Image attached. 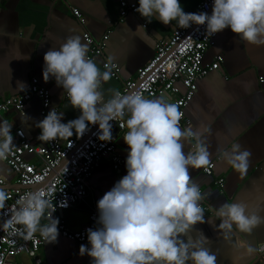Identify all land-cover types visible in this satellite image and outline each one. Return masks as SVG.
Listing matches in <instances>:
<instances>
[{
    "label": "clouds",
    "instance_id": "1",
    "mask_svg": "<svg viewBox=\"0 0 264 264\" xmlns=\"http://www.w3.org/2000/svg\"><path fill=\"white\" fill-rule=\"evenodd\" d=\"M138 5L135 11L148 22L153 18L164 25L176 21L183 29L203 25L208 37L229 28L239 40L264 46V0H212L210 15L186 13L179 0H138ZM87 53L88 45L74 35L44 54V82L54 78L64 89L68 106L78 109L80 115L64 123L63 113L53 108L35 125L40 129L37 139L41 142L68 139L74 134L81 138L89 125H98L97 139L109 142L113 139L110 122L127 116L120 125L127 128L123 135L128 146L126 175L97 201L98 227L86 229L90 247L80 245L79 255L90 257L91 264H216V254L200 238L189 234L194 225L204 223L200 204L204 196L189 171L209 164L202 134L190 128L182 130L179 122L183 113L162 98L147 99L136 92L122 95L111 90V97L105 101L102 83L111 79V73L101 71ZM12 127L7 121L0 122V161L11 151ZM188 138L196 143L194 150L185 153ZM251 155L238 143L223 151L226 163L242 175L247 172ZM8 199L6 190L0 188V209ZM16 203L18 208L0 227L13 230L25 241L36 233L46 243L57 241L59 219L53 218L56 209L45 193L30 192ZM59 206L66 207V202ZM215 216L220 220L217 230L225 239L233 228L250 234L264 225V216L249 211L244 203H224ZM43 218L49 223L42 225ZM185 236L186 241L181 239ZM200 236L208 242L202 233ZM253 251L248 247V253Z\"/></svg>",
    "mask_w": 264,
    "mask_h": 264
},
{
    "label": "crops",
    "instance_id": "2",
    "mask_svg": "<svg viewBox=\"0 0 264 264\" xmlns=\"http://www.w3.org/2000/svg\"><path fill=\"white\" fill-rule=\"evenodd\" d=\"M199 1L179 0V3L186 13H193ZM71 9L79 11L83 23L73 16ZM141 25L145 28H138ZM177 27L176 21L164 25L153 18L148 22L139 13L128 14L119 20V0H0V99L21 95L30 79L35 77L49 90L51 108L63 113L61 122L76 119L80 112L68 106L64 89L56 85L54 78L50 77L47 82L42 78L43 56L50 48H58L67 37L74 35L80 36L81 42L85 43L84 32L95 40L109 34L102 54L93 59L101 71L106 70L102 66L105 61L115 63L119 68L118 80L111 78L102 83L106 101L112 95L111 90H119L124 81L135 77L137 70L152 58L156 44L169 38ZM28 56L30 58L25 60ZM217 56L222 58L219 69L197 81V91L185 109L190 124L184 129L202 134L209 160L214 163L211 176L202 174L201 169L189 170L192 182L199 186L204 196L200 204L206 208H203L204 223L194 225L189 234L200 238L202 244L216 254V264H260L264 262V225L250 234L233 228L229 238L225 239L217 230L220 220L215 212L224 203H244L249 211L264 216V46L239 40L225 28L204 53L203 63H212ZM156 98L173 104L171 97L166 95L147 99ZM39 108V101L32 98L22 114L14 110L3 114L0 122L13 125V143V130L21 128L30 142L44 144L37 139L40 129L35 126L43 119ZM114 133L118 134L116 152L124 163L114 171L104 160L92 172L85 200L95 207L97 201L126 175L128 146L117 129ZM195 143L193 138L185 140V153L194 150ZM237 143L242 150H250L252 154L243 175L223 158V151H229ZM25 159L36 161L28 155ZM0 178L5 182L0 188H19L15 175L2 161ZM218 179H223L221 187L216 185ZM59 216L65 226L74 231L87 222L88 209L85 204H79L62 211ZM40 223L43 225V219ZM181 239L186 241L187 237ZM79 247L80 244L73 241L57 238L54 243H45L36 257L40 259L39 264H91L90 257L79 255ZM248 247L254 251L248 253ZM13 261L15 264H35L34 258L26 254L15 256Z\"/></svg>",
    "mask_w": 264,
    "mask_h": 264
},
{
    "label": "built area",
    "instance_id": "3",
    "mask_svg": "<svg viewBox=\"0 0 264 264\" xmlns=\"http://www.w3.org/2000/svg\"><path fill=\"white\" fill-rule=\"evenodd\" d=\"M62 1L66 2V0ZM138 6V2L119 0V20L128 14L136 15L135 9ZM211 10L212 0H200L193 13L205 12L210 15ZM71 12L80 23H83L78 10L71 9ZM108 35L104 34L99 40H95L88 32L82 33V39L89 47L87 55L90 59L102 54ZM217 36L218 33L208 37L203 25L193 24L187 29L175 28L169 38L156 44L152 58L137 70L135 77L124 81L117 91L122 95L136 92L145 98L168 95L172 103L176 104L179 111L183 113L179 122L181 129L188 127L190 120L185 115V109L197 91V81L208 73L218 70L222 61V58L217 56L212 63H203L204 53L214 43ZM102 66L111 73V78L114 80L120 78L117 64L105 61ZM32 98L39 101V115L42 118L52 110L49 90L41 86L37 78L32 77L25 92L21 95L0 99V119L10 110L22 114L25 105ZM55 110L57 111L56 108ZM126 119L127 116L123 120L116 119L110 122L113 139L109 142L97 139L98 125H89V131L81 138L74 134L64 141L57 139L44 142L43 145L30 142L21 128L14 129L15 142L11 146L7 159L2 162L15 175L19 188L6 190L9 199L5 207L0 209V225L18 208L16 201L21 196L30 192H43L51 199L56 209L52 216L59 219L58 238L80 245H88L86 229L95 230L98 227L96 224L97 208L87 204L85 200L89 181L92 172L101 161L107 160L114 171H118L123 165L124 160L116 152L118 134L114 133V129H117L119 135L123 136L127 128H121L120 125L125 123ZM26 155L33 156L36 161H27ZM213 168L214 163L209 160L208 166L200 169L202 174L211 176ZM4 183V180L0 178V186ZM222 184L223 179L216 181L219 187ZM63 202H66V207L59 206ZM79 204L87 206V222L80 229L72 231L65 226L59 214ZM50 211L49 209L48 212ZM47 223L49 220L43 218V225ZM45 243L39 233H36L33 239L25 241L15 235L13 230H4L0 227V264H15L13 258L20 254L34 258V263L39 264L40 259L36 257V254Z\"/></svg>",
    "mask_w": 264,
    "mask_h": 264
},
{
    "label": "water",
    "instance_id": "4",
    "mask_svg": "<svg viewBox=\"0 0 264 264\" xmlns=\"http://www.w3.org/2000/svg\"><path fill=\"white\" fill-rule=\"evenodd\" d=\"M166 96H168V95H166Z\"/></svg>",
    "mask_w": 264,
    "mask_h": 264
}]
</instances>
